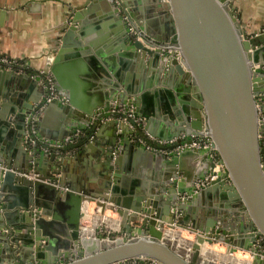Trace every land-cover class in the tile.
<instances>
[{"label":"water","instance_id":"obj_1","mask_svg":"<svg viewBox=\"0 0 264 264\" xmlns=\"http://www.w3.org/2000/svg\"><path fill=\"white\" fill-rule=\"evenodd\" d=\"M126 1L147 42L129 33L115 7L118 19L112 11L109 18L114 26L121 19L124 29L114 31L116 36L107 52L117 54L122 63L127 56L140 65L146 56L155 62L162 60L160 68L153 67L150 80L159 79V73L177 72L179 87L175 88L181 103L171 109L157 97L156 105L147 108L146 97L151 92L144 89L152 88L153 82L129 85L105 57L110 54L97 51L104 54L103 62L92 55L95 66L83 71L101 80L98 86L107 88L104 97L98 104L71 108L77 106L73 83L78 78L65 74L62 64L74 63L80 50L68 49L82 42L71 39L86 8L93 10L94 0L75 7L54 63L45 69L69 103L64 105L60 98L47 102L50 89L39 75L1 67L0 81L14 84L11 93L15 99L8 95L0 105V264H127L128 259L138 256L159 260L139 264H229L208 258L202 244L219 240L233 253L238 248L255 250L257 238L264 236V30L247 34L233 10V0H144L166 6L167 37L163 39L150 29L152 19L142 24ZM85 50L91 51L81 48V52ZM109 68L116 79L106 78ZM29 82H40L41 94L27 96L22 90ZM161 90L154 92L163 95ZM119 91L122 93L117 96ZM0 94L4 95L3 91ZM54 109H59L60 120H65L68 136L46 133L43 120ZM154 116L164 118L173 137L177 136L175 140L163 144L150 138L148 133L170 139L165 130L155 133L152 129ZM38 120L40 125L34 131ZM9 123L16 128V138L2 143ZM105 124L114 131L109 143L98 148L99 181L87 177L83 184L67 185L69 180L62 173L64 155L58 151H68L89 139L97 141L92 138L94 131ZM201 133L211 137L216 158L209 148L190 145L194 135ZM76 137L79 142H72ZM31 138H36L35 144ZM130 148L156 161L148 175L154 178L152 183L136 178L131 183L122 181L123 173L141 174L134 163L123 164L119 151ZM198 151L204 153L206 167L193 175L184 167V159ZM217 164L222 168L217 169ZM159 170L163 175H156ZM182 172L185 174L180 177ZM211 175L215 178L207 185H198ZM214 198L221 202L214 203ZM88 200L95 201L100 215L106 208L116 210L123 234L84 236L81 223L84 201ZM48 215L51 217L46 218ZM178 226L197 232L190 245L167 235V229ZM250 264H264V257L255 254Z\"/></svg>","mask_w":264,"mask_h":264},{"label":"crops","instance_id":"obj_2","mask_svg":"<svg viewBox=\"0 0 264 264\" xmlns=\"http://www.w3.org/2000/svg\"><path fill=\"white\" fill-rule=\"evenodd\" d=\"M84 1L85 0H0V56H6L12 61L8 65H2V68L23 74L32 72L33 76L39 75L41 77L42 83H44V76H49L55 84L56 81L52 77V74L45 72V69L52 67L54 59L61 45L62 36L67 30V25L70 23L74 14V9L76 6L83 4ZM94 2H96V4L93 10H88V8H86V12L82 16V22L77 25L78 30H75L73 39H71V41L79 39L82 42L81 46L71 47L68 49L70 52H73L74 50H80L78 53H75L74 63L72 65L62 64V70L65 72V74L72 75L74 79L78 78L77 82L73 83L76 90V98L78 99L77 106L75 107L71 105V108H77L78 110L82 109V107L89 106L94 102L98 104L100 103V100L103 99L104 92L107 90V88H100L98 84L101 80L84 74L83 70L85 67L92 69L95 66L96 62L95 59H92V55L95 56L96 60L103 62L102 55L104 54H99L97 51L107 52L106 47L113 43L116 36L114 31L122 27L124 29L121 19L119 20L121 23L114 26V24L111 22V19L109 18V11H112L114 14L116 13V6L113 0H106V2L94 0ZM129 3L133 7L136 19L138 21H140L142 24H145L147 18H151L152 22L150 23V29L153 31L155 36L163 39L167 37L164 34L167 23L164 19V16L167 13L165 11L167 10L166 6L163 5L161 7H157L154 3L144 0H129ZM233 4V10L238 16L239 23L247 34L250 35L257 31L264 30V0H233ZM150 7H153L154 9H150ZM115 16L118 19L117 14H115ZM69 45L72 46V42ZM124 46L128 47V45ZM81 48H89L91 51L87 52V50H85L84 52H81ZM106 52L105 54H110ZM132 54L134 55L133 52ZM105 57L111 59L109 62L113 65H116V69L121 71V76L123 79H127V83L129 85L136 86L139 85L141 81L143 85H146L147 82H153L152 88L144 89L148 90L147 92H151L146 97L147 108L148 106L156 105L158 101L157 97H160L165 104L168 103L169 106H171V109L174 108V104L179 105L181 103L179 100V95L176 92V88L179 87L177 72L172 75L165 72L159 73V79L153 78V80H150L154 74L153 67L160 68V65L163 63L162 60H157L158 62H155L150 56H146L143 59V64L140 65V61H131L132 57L128 56L126 59H123V63L117 54L115 55L111 53L108 56L105 55ZM80 58H82V60H80ZM77 59L83 63L76 61ZM67 60L68 59H66V62ZM151 61L154 62L152 63ZM149 66L150 69H148ZM108 72L110 75L106 76V74H104L106 78L110 77L113 80L116 79L110 68ZM164 80L165 82H168V84H162V81ZM186 83L187 80L185 81V84ZM39 84L41 83L39 82L32 84L29 82V85H27V87H25L22 91H24L29 97H33L38 93L41 94V85ZM160 89H162L161 91H163V95H156L154 90ZM0 90L4 93V95L0 94V105H2L1 103L4 102V100H8V95L15 99L12 95L14 92V84L12 82L1 80ZM164 90L167 91L165 92ZM57 92L59 93L58 90ZM121 93L122 91H119L117 96H119ZM62 96H64L62 98L64 105L69 103L68 98L65 95ZM43 97H45V95H43ZM173 111L176 112L175 109ZM59 113V109L50 110L45 115L43 121L45 122L46 133H51V135L54 133H60V136L63 138V136H68V133L66 132L67 125L65 124L64 119L63 121L60 120ZM80 118L81 121L85 120V117ZM73 119H75V117L71 118L70 120ZM151 119L153 120L151 126L155 133L165 130L168 138H170L165 140L160 138L158 135H153L154 133H148L150 138L154 140L155 143L160 142L165 144L169 140L177 138V136L173 137L172 128L169 124L165 123L163 117L154 116ZM103 122L105 121L103 120ZM6 125V128L3 130L2 143H5L6 141L10 143L16 138V128L14 127V124L9 123ZM39 125V120L35 121L33 130L35 131ZM84 131L85 130H79L78 133ZM113 131L114 130L112 126L105 124V126L103 125L101 128L97 127L94 131L92 138H97V141L89 139V141H85L68 151H58V153H62L64 155L65 163L62 173L64 177L66 176V179L64 177L63 179L69 180L67 185L70 186V184H83L87 177H91L92 179H95V181H99L100 175L97 172L98 168L96 165L98 163L97 160L100 158L98 148H103L104 145L109 143V141L112 139ZM181 135L183 136V133ZM43 140L45 141L46 139L44 138ZM72 142H79V138L76 137V139L72 140ZM64 143L68 144L66 141ZM90 144L93 147H88ZM119 154H123V164L134 163L137 167V170L141 171L140 175H136L135 173H132L131 175L128 173H123V182L128 181L131 183L132 178H136V180L144 181L148 184L152 183L154 178L148 175H150L155 169V160L150 161V157L148 155L135 152L132 150V148L123 153L122 151H119ZM203 155V152L198 151L197 154L185 158L184 167H186L193 175H195L199 172V170H202L206 167L207 161L202 160ZM162 167L164 170L166 169V166ZM158 173L159 175H163L162 173H164V171L159 170L156 175H158ZM184 174L185 172H182L180 177H182ZM156 179L158 180V178ZM92 185L96 186L97 183L92 182ZM185 185H188V183ZM214 199V203L216 204L221 202V199L219 198ZM85 203L86 201H84V204ZM95 205L96 203L92 202L90 210H92V207L95 209ZM109 211V209L105 211L107 212L105 216L114 220L116 223L114 221L112 222L113 224H108L105 222V224L100 227L101 223H97L99 224L97 225L94 222L93 225L96 226V232L98 234L112 235L114 237L122 235L123 231L119 227L121 216L116 210H112V213ZM89 213L90 215L88 216H91L92 212L90 211ZM93 214H96V211L93 212ZM84 216L85 213L83 214L82 224H88L85 222H90V220ZM50 217L51 215H48L46 218ZM130 224L135 228L140 227V224L137 222H130ZM178 229H180L179 226ZM193 234L196 235L195 233ZM184 245L187 244L184 243ZM219 245L223 244L219 243ZM223 246L226 248V245ZM59 250L62 251L63 248H60ZM221 252L223 251L221 250ZM223 253L226 254L227 250H225ZM241 253H243V251L237 252L236 256H239L238 254L241 255ZM241 256H243V254Z\"/></svg>","mask_w":264,"mask_h":264},{"label":"built area","instance_id":"obj_3","mask_svg":"<svg viewBox=\"0 0 264 264\" xmlns=\"http://www.w3.org/2000/svg\"><path fill=\"white\" fill-rule=\"evenodd\" d=\"M113 1H114L115 6L117 7V9L119 10L120 14L122 15L123 20L128 25L130 34L132 36H134L135 38L139 39V40L147 42V37L144 35L145 31L143 29L139 28L138 23L133 18V16L130 14V5L127 3V1L126 0H113ZM11 62L12 61L8 57L0 56V66L1 67H2V65H4V64L8 65ZM44 79H46V82L43 80L44 83H45V86L48 87V89H50V93H49V95H47L46 101L47 102L51 101L54 98H61L62 99L64 96H62L60 93L57 92V90L55 88V84L52 81V79L49 76H44ZM30 140H31V144H35L36 143V138H31ZM173 140H175V139L173 138V139L169 140L168 142L173 141ZM185 145L186 144L180 145L177 148H181V147H183ZM190 145L196 146V147H201V148H209L210 149V154L214 158L217 157L216 148L211 145V137L209 135L205 134V133L194 135V140L192 141V143ZM165 151H167V150L165 149ZM216 168L217 169L222 168V165L221 164H217ZM213 178H215V175H211L210 177L207 176L205 179L200 181L198 183V185L199 186L207 185L210 182V180L213 179ZM83 211H84V209H83ZM83 214H84V212H83ZM93 215L94 214L92 212L91 213V218L90 217L88 218L90 220V222L88 224H82L81 223L82 230H83V227H85V226L93 225V223H94ZM82 218H83V216H82ZM91 220H92V224H91ZM100 223L99 224H100V227H101L103 225V222L100 221ZM99 224H97V225H99ZM184 229H187V228H184ZM187 230H189V229H187ZM94 232H95L96 235H98L97 232H96V226H95ZM190 232L195 233L197 235V232H195V231L194 232L190 231ZM107 236H110V235H107ZM214 242H215V240H214ZM218 242L220 244H223V245L225 244V243H223V242H221L219 240H218ZM238 251H243V254H247L246 257H244V256H242V257H244V259H246L245 261L249 262L248 264L251 263V261L253 259V256L255 254H258V255L264 257V236L260 235L257 238V241L255 243V250L245 249V248H238L235 252H233V254L237 253ZM141 262H143V263H158L159 260H157L155 258H152V257H148V256H138V257L130 258V259H128L126 261L127 264H139Z\"/></svg>","mask_w":264,"mask_h":264},{"label":"bare ground","instance_id":"obj_4","mask_svg":"<svg viewBox=\"0 0 264 264\" xmlns=\"http://www.w3.org/2000/svg\"><path fill=\"white\" fill-rule=\"evenodd\" d=\"M92 202H95V201H91V200H88V201H86V203L83 205L84 206V209H85V216H88V215H90V213L88 212L89 211V208H90V206L92 205ZM107 209H109L110 211H112L110 208H106L105 209V211L107 210ZM95 211H96V214H94L93 215V218H94V222L97 224V223H100L99 221H101L99 218L101 217L100 216V213L98 212V208L96 207V209H95ZM109 211V212H110ZM115 212V211H114ZM89 213V214H88ZM106 213L107 212H105L104 213V215L102 216V217H104L105 215H106ZM84 216V217H85ZM100 216V217H99ZM106 217V216H105ZM88 218V217H87ZM114 220H112V219H109V218H107L106 217V220H105V222L106 223H108V224H111L112 222H113ZM115 222V221H114ZM116 223V222H115ZM113 224V223H112ZM112 226V225H111ZM94 229H95V226H91V228H83V230H82V232L84 233V236H91V237H94V234H95V232H94ZM185 231V230H184ZM167 235L171 238V239H178V243H180V244H182V245H184V243H186L187 241L186 240H184L185 239V237H186V235L187 234H189V232L185 235L184 233H183V231L182 230H180V229H167ZM188 238V237H187ZM186 241V242H185ZM187 244V243H186ZM207 244H209V243H204V244H202V248H203V253L208 257V258H215V259H217V257H218V255L216 254V252H214L213 253V251L212 250H210L209 249V245H207ZM188 245V244H187ZM239 252V251H238ZM227 254H229L225 259H227V260H231L230 261V263L232 262V263H236V264H248L249 262L248 261H245L246 259H243V258H237V256H236V253H229V252H227ZM239 255V254H238ZM242 255V254H241ZM219 256H220V254H219ZM224 256V255H223ZM223 256H221V257H223ZM243 256L244 257H246L247 256V254H243ZM218 258H220V257H218ZM238 259V260H237Z\"/></svg>","mask_w":264,"mask_h":264},{"label":"rangeland","instance_id":"obj_5","mask_svg":"<svg viewBox=\"0 0 264 264\" xmlns=\"http://www.w3.org/2000/svg\"><path fill=\"white\" fill-rule=\"evenodd\" d=\"M95 208H96V205H95ZM95 212V209L92 207V210H90V208H89V211L88 212ZM111 212V211H110ZM112 213V212H111ZM86 217H90L91 218V216H86ZM100 217V216H99ZM99 219H101V221L103 222V224H105V220H106V217L104 216V217H102V215H101V217L99 218ZM93 221H95L94 219H93ZM91 222H92V220H91ZM100 222V221H99ZM85 223H89V222H85ZM91 226L93 227L94 225H90V226H85V228H91ZM180 230H182L183 231V233L186 235L188 232H189V234H187L186 235V237H185V239L184 240H186L185 242L188 244V245H190L191 244V242L195 239V235L192 233V232H190L189 230H187V229H180ZM185 230V231H184ZM187 232V233H186ZM98 234V233H97ZM99 235V234H98ZM112 236V235H111ZM188 237V238H187ZM185 243V244H186ZM207 245H209L210 247H209V249L210 250H212L213 251V253L214 252H216V254L218 255V257H220V258H218L217 257V259L216 260H218V261H221V262H228L229 264H236V263H230V261L229 260H227V259H225L229 254H225V253H223V252H225V250H226V248H224V246L223 245H219V243H218V240H215V242H213V243H209V244H207ZM225 245V244H224ZM223 246V247H222ZM226 247V246H225ZM221 250L223 251V252H221ZM219 254H220V256H219ZM241 254H243V253H241ZM224 255V256H223ZM221 256H223V257H221ZM225 257V258H224ZM213 258V257H212ZM237 258H243L244 259V257H242L240 254H239V256H237ZM215 259V258H214ZM238 260V259H237Z\"/></svg>","mask_w":264,"mask_h":264},{"label":"trees","instance_id":"obj_6","mask_svg":"<svg viewBox=\"0 0 264 264\" xmlns=\"http://www.w3.org/2000/svg\"><path fill=\"white\" fill-rule=\"evenodd\" d=\"M173 39H175V38H173Z\"/></svg>","mask_w":264,"mask_h":264}]
</instances>
